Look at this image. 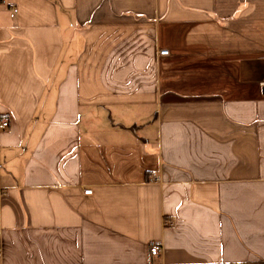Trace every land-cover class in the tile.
<instances>
[{"label": "crops", "instance_id": "0c3cea01", "mask_svg": "<svg viewBox=\"0 0 264 264\" xmlns=\"http://www.w3.org/2000/svg\"><path fill=\"white\" fill-rule=\"evenodd\" d=\"M4 116L0 264H264V0H0Z\"/></svg>", "mask_w": 264, "mask_h": 264}, {"label": "built area", "instance_id": "2783aa9c", "mask_svg": "<svg viewBox=\"0 0 264 264\" xmlns=\"http://www.w3.org/2000/svg\"><path fill=\"white\" fill-rule=\"evenodd\" d=\"M17 12H18V9L16 7L12 8L11 16H15ZM168 53L169 51L167 49L161 51L162 55H167ZM9 124H10V119L8 116L0 117V131L8 128ZM86 192L91 193L92 190H86ZM161 250L162 248L159 244L152 243L150 247V251L153 255H159L161 253ZM2 251L3 249L0 243V255L2 254Z\"/></svg>", "mask_w": 264, "mask_h": 264}]
</instances>
